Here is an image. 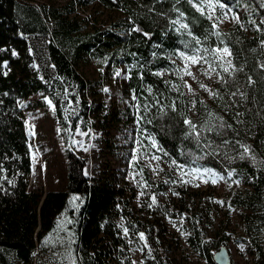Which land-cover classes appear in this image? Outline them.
I'll list each match as a JSON object with an SVG mask.
<instances>
[{
    "label": "trees",
    "instance_id": "trees-1",
    "mask_svg": "<svg viewBox=\"0 0 264 264\" xmlns=\"http://www.w3.org/2000/svg\"><path fill=\"white\" fill-rule=\"evenodd\" d=\"M95 1L119 14L109 26L86 29L71 15L77 7L72 0L59 6L0 0V264H31L34 257V229L23 222L21 203L31 174L23 111L37 95L52 104L67 147L66 191L86 196L78 233L80 263L136 264L130 257L135 249L139 264H181L166 245L162 217L169 206L157 199L165 190L163 181L153 182L144 170L142 203L133 207L131 187L117 183L105 166L85 178L83 161L68 146L74 116L91 111L98 117L102 108L92 84L76 71L88 60L105 69H126L120 92L127 104L121 114H131L138 129L152 136L165 163L231 174L235 186H228L223 198L227 215L231 209L242 211L241 232L253 250L252 264H264V27L252 18L264 21V0H226L241 19L213 37L206 35L210 21L192 0ZM175 20L192 37L175 31ZM194 38L227 48L231 68L221 71L208 102L196 98L192 113L170 58L177 50L194 51ZM169 69L174 71L170 79L160 75ZM96 126L103 129L104 152L112 153L111 131L99 121ZM184 195L179 192L180 206L172 204L186 223L184 243L206 264H216L214 253L228 237L207 240L201 207L194 208V198Z\"/></svg>",
    "mask_w": 264,
    "mask_h": 264
},
{
    "label": "rangeland",
    "instance_id": "rangeland-1",
    "mask_svg": "<svg viewBox=\"0 0 264 264\" xmlns=\"http://www.w3.org/2000/svg\"><path fill=\"white\" fill-rule=\"evenodd\" d=\"M27 1L59 6L70 0ZM72 1L77 7L76 12L71 15L82 19L86 29L109 26L119 15L113 10L101 7L95 0ZM191 3L210 21L212 28L206 35L211 37L241 19V13L234 11L226 0H192ZM252 18L260 23L261 28L264 27L261 18ZM174 22L175 31L186 32L192 37L180 20ZM250 29L253 28L247 31L251 32ZM194 40L197 43L194 51L177 50L170 58L175 69L181 74L192 113L196 98L208 102L214 87L220 81L221 71L231 68L229 51H217L225 47L212 45L203 39ZM193 56L202 59L193 63L184 58ZM76 71L92 84V89L98 93L102 103L98 117L89 111L85 117L78 114L73 118L75 124L70 131L68 146L83 161L84 177L90 180L105 166L115 175L117 183H124L135 191L136 198L132 205L137 207L142 203V188L145 186L143 172L147 170L153 182L162 180L165 184V190L159 193L157 199L160 204L166 203L169 206V211L162 217L167 232L166 245L181 264L206 263L184 243L188 233L183 226L186 223L172 208V204L180 206V191L185 192V198H194V208L201 207L200 224L205 231V238L215 241L227 235L228 240L224 246L230 259L235 264H252L253 250L241 232L242 211L231 209L227 215V208L223 203V198L229 190L228 186H235L231 174L225 176L211 167L185 169L165 163L159 156L152 136L138 129L131 114H121L127 104V101L122 100L120 92L127 76L123 66L105 69L95 61L88 60L80 63ZM173 72V69L161 70L160 75L170 79ZM187 72H191V75ZM35 99L39 106H35ZM87 101L88 105L93 104L90 97H87ZM28 106L29 109L23 111V120L30 150L31 174L27 192L21 203V215L23 222L30 224L34 229L31 243L34 257L31 264H81L78 255V233L81 225L80 211L86 196L66 191L67 147L59 122L53 115L52 104L46 96L37 95ZM114 113H118V118L111 123V119L115 117ZM98 121L106 130L111 131L114 141L112 153L103 150V129L96 126ZM130 257L136 264L141 262L138 250L133 249Z\"/></svg>",
    "mask_w": 264,
    "mask_h": 264
},
{
    "label": "snow or ice",
    "instance_id": "snow-or-ice-1",
    "mask_svg": "<svg viewBox=\"0 0 264 264\" xmlns=\"http://www.w3.org/2000/svg\"><path fill=\"white\" fill-rule=\"evenodd\" d=\"M198 2V0H197ZM221 7H224L223 5H221ZM211 19V17H209ZM215 26V25H214ZM217 51H223L224 53H228V49L227 48H224V49H217ZM230 55V53H228ZM186 60H191L193 63H198L199 62V59H202V58H197V57H184ZM228 69L225 68L224 71H227ZM188 75H191V72H187ZM201 87H205L204 85H201ZM190 88V86H189ZM191 90V89H190ZM105 91H107V89H105ZM185 123L188 124L191 128H193V130H195V125L192 124L191 121H188V120H185ZM198 135V133H197ZM245 152H248L249 149L245 148L244 149ZM153 159H158V157H153ZM153 203H155V198H153ZM141 239H143V234H141Z\"/></svg>",
    "mask_w": 264,
    "mask_h": 264
},
{
    "label": "water",
    "instance_id": "water-1",
    "mask_svg": "<svg viewBox=\"0 0 264 264\" xmlns=\"http://www.w3.org/2000/svg\"><path fill=\"white\" fill-rule=\"evenodd\" d=\"M214 260L216 264H231L229 253L225 247H220L214 253Z\"/></svg>",
    "mask_w": 264,
    "mask_h": 264
}]
</instances>
